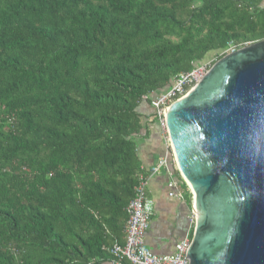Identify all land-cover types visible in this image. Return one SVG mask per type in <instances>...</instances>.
Returning <instances> with one entry per match:
<instances>
[{"label": "trees", "instance_id": "16d2710c", "mask_svg": "<svg viewBox=\"0 0 264 264\" xmlns=\"http://www.w3.org/2000/svg\"><path fill=\"white\" fill-rule=\"evenodd\" d=\"M263 40L264 0H0V264H107L141 104Z\"/></svg>", "mask_w": 264, "mask_h": 264}, {"label": "water", "instance_id": "95a60500", "mask_svg": "<svg viewBox=\"0 0 264 264\" xmlns=\"http://www.w3.org/2000/svg\"><path fill=\"white\" fill-rule=\"evenodd\" d=\"M166 125L192 194L190 264H264V40L215 62Z\"/></svg>", "mask_w": 264, "mask_h": 264}, {"label": "built area", "instance_id": "2783aa9c", "mask_svg": "<svg viewBox=\"0 0 264 264\" xmlns=\"http://www.w3.org/2000/svg\"><path fill=\"white\" fill-rule=\"evenodd\" d=\"M236 50L238 49L230 46L225 54ZM210 68L208 65L201 64L189 72L176 75L171 86L153 99L152 105L157 116V122L164 133L169 152L147 171L141 169L134 197L126 207L128 220L125 226V242L123 245L115 243L112 246L110 249L112 258L107 264H190L188 251L192 242L191 236H186L180 240L176 244L175 253L173 254L157 255L146 245V233L149 230L150 220L154 213L153 200L147 194V185L150 177L160 173L162 169H167L170 164L175 167L166 125V113L170 105L187 95ZM178 186L179 182L177 180H170L168 184L169 196L179 197L181 195L177 189ZM189 191L191 193L190 189ZM192 215V221H194V213Z\"/></svg>", "mask_w": 264, "mask_h": 264}, {"label": "crops", "instance_id": "0c3cea01", "mask_svg": "<svg viewBox=\"0 0 264 264\" xmlns=\"http://www.w3.org/2000/svg\"><path fill=\"white\" fill-rule=\"evenodd\" d=\"M139 112L144 129L137 136V157L140 169L147 171L166 155L169 149L164 133L152 116V107L142 103ZM178 173L176 167L170 164L167 169H162L160 173L150 177L147 185V194L153 200L154 213L146 233V245L157 255L175 253L176 244L186 236H191L193 231L189 192L181 183ZM170 180L179 182V197L169 196ZM124 242L125 236L117 243L123 245Z\"/></svg>", "mask_w": 264, "mask_h": 264}, {"label": "rangeland", "instance_id": "374dc122", "mask_svg": "<svg viewBox=\"0 0 264 264\" xmlns=\"http://www.w3.org/2000/svg\"><path fill=\"white\" fill-rule=\"evenodd\" d=\"M217 61H218L217 55L216 54H210V55H208L205 58V60L203 61V64L208 65L209 67H211Z\"/></svg>", "mask_w": 264, "mask_h": 264}]
</instances>
